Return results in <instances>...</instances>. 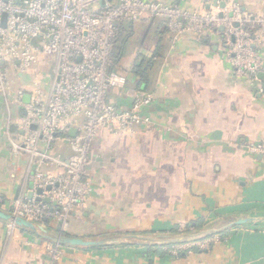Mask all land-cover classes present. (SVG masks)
Segmentation results:
<instances>
[{
    "label": "crops",
    "instance_id": "obj_1",
    "mask_svg": "<svg viewBox=\"0 0 264 264\" xmlns=\"http://www.w3.org/2000/svg\"><path fill=\"white\" fill-rule=\"evenodd\" d=\"M161 1L219 15L226 0ZM233 1L242 12L264 17V0ZM118 31L112 58L128 82L124 90H112L109 100L126 107L139 91L149 92V122L133 134L100 132L87 169L90 197L69 215L65 228L46 220L35 232L10 230L0 220V264H50L52 245L60 254L57 264H264V154L248 150L264 146V92H257L264 90V71L257 85L233 77L213 33L200 42L173 41L162 23L148 21ZM258 49L264 60V41ZM22 86L20 79L17 87ZM28 100L24 96L22 105ZM22 105L0 98L5 213L33 189L35 165L11 144L22 136ZM52 150L64 158L73 154L65 139ZM41 170L56 172L50 166ZM213 235L221 240L208 250L170 256L176 245ZM58 236L97 244L62 245Z\"/></svg>",
    "mask_w": 264,
    "mask_h": 264
},
{
    "label": "built area",
    "instance_id": "obj_2",
    "mask_svg": "<svg viewBox=\"0 0 264 264\" xmlns=\"http://www.w3.org/2000/svg\"><path fill=\"white\" fill-rule=\"evenodd\" d=\"M220 13L222 18L161 0H0V98L21 106L28 95L17 122L22 136L11 144L35 165L32 197L15 199L10 214L36 224L45 219L64 223L90 197L87 169L100 132L133 134L149 122L144 114L153 102L149 92L139 91L126 107L109 100L112 90H124L128 82L112 58L119 26L163 23L173 41L188 37L200 42L216 34L232 76L259 84L264 71L258 49L264 41V17L242 12L233 0H226ZM20 79L25 86L18 88ZM257 92L264 90L259 87ZM79 119L75 136L68 137ZM58 139L71 146L70 157L53 153ZM248 150L264 154L262 145H250ZM43 166L56 172H44ZM8 227L16 228L11 223ZM217 242L214 236L186 243L173 247L170 254L208 250ZM49 252L50 264H57L60 254L53 245Z\"/></svg>",
    "mask_w": 264,
    "mask_h": 264
},
{
    "label": "water",
    "instance_id": "obj_3",
    "mask_svg": "<svg viewBox=\"0 0 264 264\" xmlns=\"http://www.w3.org/2000/svg\"><path fill=\"white\" fill-rule=\"evenodd\" d=\"M224 5H221V9ZM219 18H222V13H220L218 15ZM238 25L237 24H234V27H237ZM223 28L220 27L219 28V31H222ZM259 76H262V74H260ZM32 129H35V127H32ZM76 134V131L74 129H71L69 131V135L71 137H74ZM49 189V188H48ZM41 192L40 191H37V194L39 195ZM32 193H30L28 195V198H31L32 197ZM39 199V198H37ZM47 203L49 202L48 200H45ZM0 220L1 221H4V222H7V223H11V224H14L16 227H23V228H26V229H29V230H32L35 232L36 228L39 227L38 224L36 223H32V222H29V221H26L22 218H19V217H14L13 215H11L10 213H5L3 212L1 209H0ZM46 221V219L44 220ZM57 243L59 244H68L70 246H91V245H95L97 244L96 242L94 241H84V240H81V239H77V238H67V237H63V236H58V239L56 240Z\"/></svg>",
    "mask_w": 264,
    "mask_h": 264
},
{
    "label": "rangeland",
    "instance_id": "obj_4",
    "mask_svg": "<svg viewBox=\"0 0 264 264\" xmlns=\"http://www.w3.org/2000/svg\"><path fill=\"white\" fill-rule=\"evenodd\" d=\"M131 64H132V63H131ZM53 221H56V220H53ZM56 222L59 223V225L61 226V228H65L66 225H67L68 219H66V221H65L64 223H62V222H60V221H56ZM214 236H217V237L219 238V240H221V237H220L219 235H213V236H211L210 238H212V237H214ZM223 238H225V237H223ZM184 244H186V243H184ZM184 244H180V245H184ZM176 246H179V245H176ZM176 246H175V247H176ZM185 246H186V245H185Z\"/></svg>",
    "mask_w": 264,
    "mask_h": 264
},
{
    "label": "trees",
    "instance_id": "obj_5",
    "mask_svg": "<svg viewBox=\"0 0 264 264\" xmlns=\"http://www.w3.org/2000/svg\"><path fill=\"white\" fill-rule=\"evenodd\" d=\"M163 24V23H162ZM164 25V24H163ZM165 26V25H164ZM117 39H118V37L116 38V41H115V45H114V49H115V46H116V42H117ZM114 49H113V52H114ZM113 52H112V55H113ZM114 61V60H113ZM115 61L117 62V58H116V56H115ZM116 62H115V64H116ZM194 251H201L202 252V250H196V249H194ZM150 252H152V250L151 249H148L147 250V253H150ZM157 251H154V253H156ZM182 255H184V254H180L179 256H182ZM171 256V255H170Z\"/></svg>",
    "mask_w": 264,
    "mask_h": 264
}]
</instances>
